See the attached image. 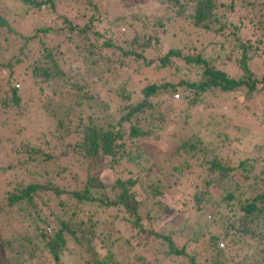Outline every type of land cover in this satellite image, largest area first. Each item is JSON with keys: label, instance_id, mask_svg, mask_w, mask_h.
Wrapping results in <instances>:
<instances>
[{"label": "trees", "instance_id": "trees-1", "mask_svg": "<svg viewBox=\"0 0 264 264\" xmlns=\"http://www.w3.org/2000/svg\"><path fill=\"white\" fill-rule=\"evenodd\" d=\"M20 1L24 11L18 15L0 0V71L8 74L1 73L0 79V125L14 130L27 119L15 88L18 80L12 78L13 67L30 59L25 73L35 82L52 83L46 98L62 99L67 119H74L75 129L82 134L80 138L62 134V113L44 100L42 104L51 106L48 114L56 122L49 138L43 136L33 143L15 130L21 146L13 162L22 154L17 162L27 172L16 180L19 172L12 178L8 172L12 165L7 167L0 215L18 217L20 233L7 225L0 229V264H65L66 258H75L70 264H155L162 254L173 264H264V168L251 176L255 158L222 161L224 147L206 146L199 136L201 129H193L191 114V125L187 122V110L213 104L215 96L225 98L244 91L251 102L264 91V73L258 76L253 64L259 52H264V0H114L108 11V4L101 10L97 0H75L74 4L84 5L82 12L73 10L71 0ZM80 13L87 20L82 21ZM245 24L258 35L256 44L242 34ZM18 28L30 29L29 34L23 35ZM120 28L131 35L121 39V34L117 40ZM193 34H208L209 40L199 50L181 42ZM164 37H179L180 45L158 55ZM216 39L228 47L230 55L236 53L233 59L226 56L229 62L226 57L218 58L221 49ZM11 45L16 47L14 52ZM31 48L38 56H33ZM156 54L157 59L147 57ZM132 62L136 66L130 71ZM154 64L160 69L175 66L176 78L150 80L137 89L129 88L128 81L120 82L116 93L123 106L106 103L94 92L93 80L116 73L130 79L139 75L142 66ZM192 64L200 71L197 79L191 78ZM179 93L178 135L174 132L170 146L162 150L167 112L175 109L178 99L173 95ZM231 102L237 106V100ZM247 102H239L243 110ZM111 106L119 118L110 114ZM209 111L216 114L201 121L204 112L199 117L200 128L210 127L209 132L223 136L224 143L233 142L232 132L239 127L225 122L227 116L219 108ZM123 161L133 164L126 174L101 178L106 170L116 174L115 168ZM237 172L242 184L250 181L243 198L236 193L240 186L235 181ZM171 174L178 181L169 182ZM183 182L193 192L191 200L179 208L178 200L185 193L180 190ZM219 182L228 186L222 184L221 200L214 202L208 189ZM174 186L179 187L177 199L165 193ZM188 210L190 214L211 212L212 220L199 239L187 242L178 234L173 239L157 229ZM27 222L29 234L20 227ZM153 239L166 250L149 260L139 249L147 248ZM121 240L128 247L126 253L131 252L127 261L115 251Z\"/></svg>", "mask_w": 264, "mask_h": 264}, {"label": "rangeland", "instance_id": "rangeland-1", "mask_svg": "<svg viewBox=\"0 0 264 264\" xmlns=\"http://www.w3.org/2000/svg\"><path fill=\"white\" fill-rule=\"evenodd\" d=\"M4 3L7 5L8 9L10 12H16L18 15L24 11V5H22L20 0H3ZM79 2H82L83 0H78ZM98 4L101 8L103 7L104 4H108L106 7V11L110 10L112 5L114 4V0H97ZM96 1V2H97ZM141 2L142 0H138ZM70 3L75 5L73 7V10L76 12H82L84 5L81 3H75V0H71ZM101 10H103L101 8ZM153 11V10H151ZM103 13V11H102ZM83 13H80V16L82 17L81 20H87V18H84ZM72 16V15H71ZM49 22V21H48ZM246 26L242 28V34L246 35V40H250L252 43H257L258 42V35L250 29V27L245 24ZM19 32H21L23 35L29 34V30L27 29H17ZM131 31L125 29V28H120L117 33H116V39L121 40V39H127L131 34ZM122 34V37L120 39V36ZM241 34V35H242ZM207 35V36H206ZM205 36H196L195 34L187 37H183L181 39V42H185L188 46H197L198 48L201 47L200 45H203L209 40L208 34ZM170 36V35H168ZM171 40L168 39V37H164L161 39V44H160V53L158 52V55L165 54L169 47L172 45L177 46L180 45V38L175 37V38H170ZM215 43H217V47L221 49L220 52L217 53L220 57L219 59H224L226 56L230 55V52L228 50V47L225 44H222L221 41L218 39L215 40ZM12 52H14L15 48L13 45L10 46ZM9 48V49H10ZM18 48V46H17ZM263 43L261 45V49H263ZM32 49V48H31ZM11 50H9L11 52ZM32 54L33 56H38V53H36V49H32ZM260 58L257 59L256 61L253 62L254 64V70L256 71L258 76L263 75L264 73V52L261 51L259 52ZM156 55H147L148 58H155L157 59ZM236 53L232 52L229 57L233 59L235 57ZM227 58V57H226ZM228 61V58H227ZM30 62V59L27 60L25 59L23 64L14 66V73H13V78L12 81L14 82L15 79L18 80L15 84V88L19 90L20 97L22 98V107L23 109L21 110L22 113H24V118H27L26 121L20 125L19 127H16L14 130H10L9 126H2L0 125V171L4 170L3 174H0V195L2 193V190L6 188V173H7V167L9 165H12V168L8 170L10 173L11 177L13 178L16 175V172H19L18 176H15L17 178L16 180H20L22 175L27 172V171H21L19 169L20 163L17 162L18 157H22V154L18 155V157L14 160L13 162V156L17 155L18 149L21 145H19L18 139L16 141V134L17 131L20 130V135L24 137L25 140L36 143L39 139H42V137H47L49 138V133L54 130V127L56 125V122L53 121V118L51 115L48 113L50 112L51 106L46 107L45 105L42 104L41 101L44 103L52 102L53 106H57V109L62 113L61 115L63 116V121H64V128L62 131V134L69 135L70 138H80L81 137V130H76L75 125L76 121L71 118L72 121L68 120L66 117V112L64 111L65 106L63 104L62 99H55L53 98L51 101H49L46 98V94L49 93L50 90H52V83L47 84L46 83H39L35 82V80L32 79L30 76L29 72L25 73V66L28 65ZM229 62V61H228ZM138 66H141V64H138ZM136 66V63L132 62V67L130 68V71L133 69V67ZM198 66L193 65L191 67L192 71V79H197L198 78V72L199 69H196ZM226 70L229 71L230 74H233L232 67L230 65H227ZM174 69L175 66H170L167 68L160 69L154 64L152 67H145L142 66L140 69L139 75L132 76L130 79L127 76H123L120 78V73H116L112 75L111 77L108 75H105L102 77L100 80H93L92 83L95 86L94 92H99L100 96L106 101V103L112 104V102L119 103L118 105L123 106L121 101L118 100L117 98V93H116V88L118 87L119 83L122 81H128V87L131 88L133 87L134 89H137L139 85H143L147 81H156L160 80L161 78L166 77L167 80H172V78H176V74H174ZM186 70H181L180 72L185 73ZM8 77L7 72L4 70L0 71V79L3 78V75ZM120 80V81H119ZM179 79L174 80L177 82ZM40 88L41 91H40ZM6 92V90H4ZM180 94V98L175 102V109L168 111L167 112V119L168 123H166L165 127L162 129V143H160V148L162 150H166L170 146V142L172 140V134L174 132L177 134L176 128L179 125L177 122V115L180 114V111H178V102L182 99V94ZM0 96H3L0 94ZM134 100L137 101L139 100L138 95H134ZM169 96V94H168ZM213 99H216V101L208 102L210 104H203L202 107H197L196 109H191L187 110L188 112V118L187 122L188 124L191 125V118L190 114L193 120V129L194 131L201 129L199 136L203 139V141L206 143V146H212V147H217V146H222L224 149L222 150L220 157L222 161L224 159L226 160H234L238 161L239 160H245V159H250V158H255L256 162L254 165V171L251 174V176L256 175L255 172H258L264 168V91L263 92H258L255 96L254 99L251 100L244 93V91L236 92L235 94H230L226 95L225 98H218L217 96L213 97ZM247 99V100H246ZM232 100H237V106L236 103L233 102L235 105L232 104ZM248 101V102H247ZM223 102H227V104H224ZM231 102V105H230ZM247 102L248 103V108L246 110L242 109V105L240 103ZM213 107V110L216 112L219 108V112H224L225 115L227 116L226 119H224L225 122L231 125H236L239 128L234 130L231 133H229V136H231V139L233 138V142H228L226 141L225 143L223 142V136L220 134H215L214 132H209L210 127L200 126L198 124L199 117L202 116V114L205 112V114L201 117V121H207V118L212 115H210L209 109ZM111 111L110 114L113 117L119 118V113L116 111L115 106H111ZM244 108V107H243ZM56 109V108H55ZM174 111V112H173ZM10 113V112H9ZM8 113V114H9ZM208 113V114H207ZM183 113L180 115V120L183 119ZM71 117V116H70ZM11 117H9L10 119ZM182 123V122H180ZM187 125V124H186ZM201 125V124H200ZM25 126V127H23ZM18 129V130H17ZM220 129V128H219ZM17 130V131H15ZM15 131V133H14ZM187 130H184L180 133V138L183 137ZM224 134V133H222ZM178 135V134H177ZM169 143V145H167ZM234 149V150H233ZM70 150V149H69ZM19 153H21L19 151ZM155 156H159L158 152H152ZM55 154V153H54ZM56 155L59 158H63L62 155H59L56 153ZM69 157L70 159H74L72 156V153L69 152ZM70 165H73L72 161H69ZM132 163L128 161H123L122 164L118 165L115 168L116 174L113 173V170H106L101 174V178H108L113 179L115 176H117L119 173L120 174H126L127 169L132 168ZM68 175V174H67ZM197 175V174H196ZM241 174L240 172H237L235 175V181L239 183V187L237 188V194L239 197L243 198V195L245 191L248 190L247 186L249 185L250 181H247L246 183L242 184V179L240 178ZM169 182H174L178 181L177 176L175 175H169L168 177ZM222 184L224 186H228L227 184L223 182H219L216 184H213L210 186L208 189L210 195H211V200L214 202H218L221 200V196L223 194V189H222ZM187 185V183L183 182L180 184V190H183L185 193L184 195H180L179 193V187L177 188L174 186L170 190L167 189L165 193H167L168 196H171L174 199H177L180 195V198L178 200V206L179 208H182V203L186 201H190L191 199V194L192 190L188 191L187 188H184ZM189 187L194 188V184L192 182H189ZM140 194V192H139ZM243 194V195H242ZM141 196V194H140ZM190 199V200H189ZM193 204V202H192ZM191 206V204H189ZM189 206L187 207L189 209ZM192 208V207H191ZM193 211L192 209H190ZM211 217V212L210 213H199V214H190L189 210L183 214L179 215L176 218H174L171 222L169 220L162 224L161 226L157 227L159 229L160 233L163 235H171L172 238H175V235L178 234L180 237L185 239L187 242L192 241L195 239H199V237L205 232V229L207 225L211 222L212 218ZM10 216H5V215H0V229L2 231V227L5 225L8 226L9 229H11L13 232H19V227L20 224L18 221V217H15V219H12ZM17 225V226H16ZM21 229L24 230L25 233H30L27 230H31L28 227V222L24 225L20 226ZM26 230V231H25ZM4 237L6 236L7 233L2 232ZM20 233V232H19ZM126 237L128 234L125 235ZM7 237V236H6ZM122 241L121 240L117 245H116V252L118 254V257L121 260L127 261L130 257V253H126V250L128 249L127 245L122 246ZM145 239L142 238V242H144ZM149 241V242H148ZM148 247L146 248H141L139 249V252L143 255L146 256L149 260L154 259V255L156 252L163 253L166 248L165 245L161 244L159 241L156 240H148ZM177 242V241H176ZM180 244L179 242H177ZM122 247V250H121ZM39 252H36V255H38ZM128 254V255H127ZM46 256V255H43ZM48 259H51V257L47 256ZM75 260V258H71ZM70 258L64 259L65 264H70L71 263ZM128 264H136L134 262H129ZM155 264H173V261L170 259L165 258V256L162 254L158 260L156 261Z\"/></svg>", "mask_w": 264, "mask_h": 264}, {"label": "built area", "instance_id": "built-area-1", "mask_svg": "<svg viewBox=\"0 0 264 264\" xmlns=\"http://www.w3.org/2000/svg\"><path fill=\"white\" fill-rule=\"evenodd\" d=\"M173 98L174 99H179V94H175V95H173ZM48 232H49V230H47Z\"/></svg>", "mask_w": 264, "mask_h": 264}, {"label": "clouds", "instance_id": "clouds-1", "mask_svg": "<svg viewBox=\"0 0 264 264\" xmlns=\"http://www.w3.org/2000/svg\"><path fill=\"white\" fill-rule=\"evenodd\" d=\"M174 100H177V99H174Z\"/></svg>", "mask_w": 264, "mask_h": 264}]
</instances>
